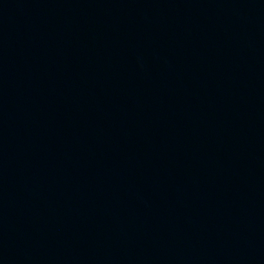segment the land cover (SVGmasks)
Segmentation results:
<instances>
[{"label": "water", "instance_id": "1", "mask_svg": "<svg viewBox=\"0 0 264 264\" xmlns=\"http://www.w3.org/2000/svg\"><path fill=\"white\" fill-rule=\"evenodd\" d=\"M0 264H264V0H0Z\"/></svg>", "mask_w": 264, "mask_h": 264}]
</instances>
